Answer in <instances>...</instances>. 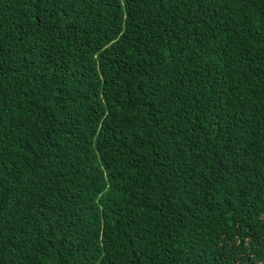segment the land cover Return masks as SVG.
Returning a JSON list of instances; mask_svg holds the SVG:
<instances>
[{"label": "trees", "instance_id": "obj_1", "mask_svg": "<svg viewBox=\"0 0 264 264\" xmlns=\"http://www.w3.org/2000/svg\"><path fill=\"white\" fill-rule=\"evenodd\" d=\"M0 264H264V0H0Z\"/></svg>", "mask_w": 264, "mask_h": 264}]
</instances>
